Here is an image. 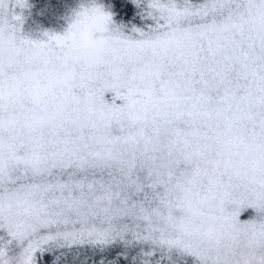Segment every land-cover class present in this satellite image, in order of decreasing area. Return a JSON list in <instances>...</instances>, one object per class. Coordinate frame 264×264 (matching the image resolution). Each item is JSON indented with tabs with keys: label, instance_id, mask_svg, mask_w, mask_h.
<instances>
[{
	"label": "rangeland",
	"instance_id": "obj_1",
	"mask_svg": "<svg viewBox=\"0 0 264 264\" xmlns=\"http://www.w3.org/2000/svg\"><path fill=\"white\" fill-rule=\"evenodd\" d=\"M130 1L137 22L69 0L37 24L0 0V264H264L222 187L264 177V0ZM120 138L164 153L31 155Z\"/></svg>",
	"mask_w": 264,
	"mask_h": 264
},
{
	"label": "trees",
	"instance_id": "obj_2",
	"mask_svg": "<svg viewBox=\"0 0 264 264\" xmlns=\"http://www.w3.org/2000/svg\"><path fill=\"white\" fill-rule=\"evenodd\" d=\"M69 0H31V6H30V18L35 23H42V22H51L53 19H56L58 16V11L61 7H63ZM103 2L109 6V8L112 10L113 14L118 20H121L123 22L133 21L137 22V19L134 16V7L130 0H103ZM137 142L138 140L135 139ZM130 141V142H129ZM126 140L123 138H120L118 140H107L105 144H100L99 150H94L95 145L89 146V145H83L80 149H75V145H77L76 142L69 140L67 142L62 141L60 144H56V146H51V150H44L41 152H35L34 157L42 158L43 156H47L48 158L55 157L71 161L70 159L74 160L80 159L82 161H86L90 159V157H94L93 159H96L98 161L105 160L107 157L112 155V157L117 158L118 153L121 151H125L126 148H129V144L133 146L135 155H144V151L152 150L160 153H164L161 151H158L157 149L150 148L149 146L146 147L142 144V142H138V144L135 146L134 143L131 140ZM32 153V152H31ZM40 153V154H39ZM132 153V154H133ZM30 155V154H29ZM149 157L153 159L151 153H148ZM161 156V154H159ZM157 156V158H159ZM238 156H241V154H238ZM32 158V159H36ZM254 158V157H253ZM253 158H250L251 161H248V164H240L238 163L234 166V171H236L239 176L240 181H237V183L227 182L222 185V187H230L232 189H236V191L233 192H227L223 196L229 197L233 204L231 208L236 209L240 212V217L242 218H249L252 221L258 220L261 222H264V215L261 213L254 211L250 208L249 202L252 198V196H256V199L260 198L261 192L264 190V177L261 175H254L251 177L250 175H247L248 172H256V165L258 164L256 158L255 161H253ZM49 160V159H48ZM40 161V160H39ZM236 161V160H235ZM202 172V171H201ZM200 172V173H201ZM202 176L206 175L205 172L201 173ZM210 177H215L214 174L209 173L207 174ZM242 179H247L248 181L252 179L256 183L255 186L252 187V189H249L248 183L244 184L242 183ZM215 182H220L218 180H214ZM249 189V190H248ZM222 197V196H221ZM220 197V200H221ZM254 202V200H253ZM230 209L229 207H227ZM210 219L213 221L215 220L214 216H212ZM211 220V221H212Z\"/></svg>",
	"mask_w": 264,
	"mask_h": 264
}]
</instances>
